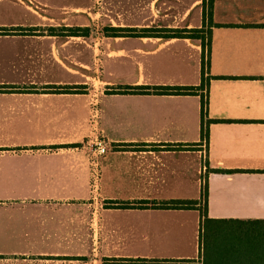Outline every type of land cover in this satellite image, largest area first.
I'll list each match as a JSON object with an SVG mask.
<instances>
[{
    "label": "crops",
    "instance_id": "obj_1",
    "mask_svg": "<svg viewBox=\"0 0 264 264\" xmlns=\"http://www.w3.org/2000/svg\"><path fill=\"white\" fill-rule=\"evenodd\" d=\"M2 2L28 20L0 27L34 34L0 36V84L19 87L0 93V264H201V211L154 206L200 200L203 177L208 218L264 220V0H214L207 18V0ZM93 26L203 28L211 45ZM204 67L209 143L201 94L118 91L198 87Z\"/></svg>",
    "mask_w": 264,
    "mask_h": 264
},
{
    "label": "trees",
    "instance_id": "obj_2",
    "mask_svg": "<svg viewBox=\"0 0 264 264\" xmlns=\"http://www.w3.org/2000/svg\"><path fill=\"white\" fill-rule=\"evenodd\" d=\"M207 10L205 9V18L211 17L214 0H207ZM69 35L84 33L81 29H64ZM113 34L118 36L125 35H152L165 38L189 37L201 39L204 46L211 45V35L206 37L204 29H167V28H145L141 30L130 28H111ZM34 29H9L0 27V36L5 35H33ZM55 35L56 29L49 32ZM59 34V33H58ZM207 40V41H206ZM210 78L206 77L205 67L203 68L202 84L198 87L184 86H127L123 89H117L119 93L130 94H164V95H182V94H201L202 96V140L209 143L211 120L208 115L209 91L207 95L204 89H209ZM19 88L16 86L0 85V93L6 90ZM117 91V92H118ZM222 171V170H216ZM225 172V171H222ZM208 182L203 177L202 196L200 200H170L155 205L162 209H199L202 215L201 223V264H264V220H216L208 218ZM116 264H191L194 261L183 260L156 261L149 259L140 260H115Z\"/></svg>",
    "mask_w": 264,
    "mask_h": 264
},
{
    "label": "rangeland",
    "instance_id": "obj_3",
    "mask_svg": "<svg viewBox=\"0 0 264 264\" xmlns=\"http://www.w3.org/2000/svg\"><path fill=\"white\" fill-rule=\"evenodd\" d=\"M49 14H51V12H55V13H62V11H48ZM89 13L90 12H95V11H88ZM27 14H25V11L22 10V9H19L18 7H14V8H10V6L4 2H2L0 4V22H6V21H17V22H25L27 21ZM47 21H49L50 23H56L55 20H50L48 19ZM64 29H69V28H65V27H61L60 29L58 28V31L60 33H68L66 30ZM108 29V28H107ZM106 28H104L103 30L100 29L98 30V27L96 26H93L92 28L89 27V32L90 34L93 33V34H97L100 32H104L105 34H112V30L108 29L107 30ZM57 30V29H56ZM48 31L50 32L51 29L49 28ZM85 33V32H84ZM90 43V42H89ZM91 44V43H90ZM7 48H10V43L7 42L6 39H1L0 40V73H2V68L3 66L1 65V62L2 60L5 58V50ZM6 76V78H9V77H12L10 79H14V78H22L21 75H17V74H4ZM95 76V75H93ZM94 78V77H93ZM93 78H90L88 79V83H93L95 84V81L93 80ZM0 85H3V84H0ZM5 86H8V85H5ZM7 91V90H6ZM9 91V90H8ZM94 145V143H93ZM94 149H95V145H94ZM92 187H93V192H94V189H95V181H94V177H93V182H92Z\"/></svg>",
    "mask_w": 264,
    "mask_h": 264
},
{
    "label": "built area",
    "instance_id": "obj_4",
    "mask_svg": "<svg viewBox=\"0 0 264 264\" xmlns=\"http://www.w3.org/2000/svg\"><path fill=\"white\" fill-rule=\"evenodd\" d=\"M94 145L97 149L99 157L105 156L107 154L108 147H107V143L104 141V139H101V140L98 139V141H96ZM94 181L96 182V177H94Z\"/></svg>",
    "mask_w": 264,
    "mask_h": 264
}]
</instances>
